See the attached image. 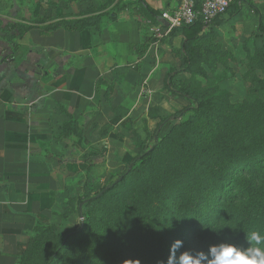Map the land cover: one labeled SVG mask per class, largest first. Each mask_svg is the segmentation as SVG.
Here are the masks:
<instances>
[{"label": "rangeland", "instance_id": "374dc122", "mask_svg": "<svg viewBox=\"0 0 264 264\" xmlns=\"http://www.w3.org/2000/svg\"><path fill=\"white\" fill-rule=\"evenodd\" d=\"M42 1L60 10L67 3L80 2ZM146 1L156 13L167 8L163 0ZM154 1L163 2L162 8H154ZM232 3L241 4L239 13L197 42V62L174 80L177 88L186 89L206 104L208 118L221 130L219 141L207 147L195 146L205 147L204 151L194 150L195 143L183 136L187 120L169 122L161 130L162 142L153 159L130 171L116 189L82 206L83 216L78 201L85 191L94 197L117 181L137 154L151 147L161 120L190 106L165 85L169 68L180 66L182 35L165 34L158 25L150 26L138 0H98L96 6L76 14L58 15L54 11L49 17L34 18L32 22L45 24L58 19L97 17L100 21L123 12L135 19L140 36L145 35L146 43L138 47L145 59L136 64L140 65V76H136L140 87L137 90L134 86V78L124 86L125 94L111 104L114 124L98 127L101 133L93 143L95 150L82 158L87 171L79 175L81 188H75L76 196L71 191L70 199L48 224L33 231L32 248L19 255L17 264H44L58 236L77 229L84 218L94 225L99 219L110 222L112 228L106 231L110 245L81 259V249L91 245L85 233L78 234L54 264H161L177 239L183 241L180 251H206L223 239L239 244L252 232L264 236V220L253 222V213L244 202L219 198L223 180L228 174H237L264 204V174L256 177L252 166L248 173L241 172L246 165H253L254 159H264V140L254 133L264 119V39L256 35V16L248 6L260 13L264 26V0ZM125 76L123 70L121 83Z\"/></svg>", "mask_w": 264, "mask_h": 264}, {"label": "crops", "instance_id": "0c3cea01", "mask_svg": "<svg viewBox=\"0 0 264 264\" xmlns=\"http://www.w3.org/2000/svg\"><path fill=\"white\" fill-rule=\"evenodd\" d=\"M163 1L166 9L177 3ZM97 4L80 0L60 10L42 0H0V264H17L35 226L48 224L72 190L76 196L87 171L82 158L95 150L98 127L114 124L111 104L131 78L140 87L136 64L145 57L138 47L146 42L135 19L121 12L49 35L32 22ZM153 5L161 9L163 2ZM123 70L125 81H113Z\"/></svg>", "mask_w": 264, "mask_h": 264}, {"label": "trees", "instance_id": "16d2710c", "mask_svg": "<svg viewBox=\"0 0 264 264\" xmlns=\"http://www.w3.org/2000/svg\"><path fill=\"white\" fill-rule=\"evenodd\" d=\"M111 1V0H108ZM138 4L144 11V15L146 20L148 21L150 26L158 25L160 27H165V24L160 20V14L156 13L152 9H150L144 2V0H138ZM250 8L254 11L256 16V35L258 38L264 39V26L262 23L260 13L248 4ZM241 9L240 3H232L224 16L216 18L209 26H204L201 22H195L194 24L186 27H182L177 30H173L172 32H180L182 35L181 45H180V66L179 67H170L169 71L165 76V85L168 91L173 93L176 96H179L190 103L189 107H185L182 110L175 112L174 114L168 116L161 120V122L157 125L156 129L152 135V145L148 150L140 151L137 156L133 159L132 163L129 167L121 174V180L114 184L111 183L108 188H103L99 192H97L94 197H89L88 191L86 190L83 198L78 201V206L80 207L79 214L83 216L81 212V207L86 206L87 203L93 199L103 197L105 193L110 192L113 189H116L118 184L123 181L124 177L128 175L130 171H133L138 165L142 164L146 161H151L158 151V146L162 142L161 139V130L171 121L177 122L181 120H187L188 130L184 133L183 136H187L188 141L193 145V148H196L198 145L200 146H210L213 142H218L221 137V130H219L218 126L213 123L212 119H209L207 116V106L204 102L198 100L194 97L189 91L182 88H177L174 85V80L177 75L183 72H188L191 67L197 62L199 55L197 52L196 44L198 41L204 39L209 33H211L212 28L219 27L233 18L235 15L239 13ZM97 17L95 19H75V20H66V19H58L56 21H52L44 24L41 20L34 21L33 24L38 26L41 35H49L57 30H66V31H78L83 28H87L93 26L94 23H97ZM91 20H93L91 22ZM13 28H17L19 32L24 28V30H30V26H20L13 25ZM21 34V33H20ZM119 71L114 72V76L112 78L113 81L120 82L121 78L118 77ZM118 78V79H117ZM103 84V81L99 79L98 86ZM104 98H108V91L104 93ZM76 132V133H75ZM72 134H77V131H71ZM261 139L264 140V119L259 122L256 126V132ZM196 146V147H195ZM196 148L194 150L204 151L206 148ZM253 165H246L245 168L241 170V172L248 173L249 170L254 167V175L256 177H260L264 174V159H254ZM252 166V167H251ZM114 184V185H113ZM113 185V186H112ZM105 190V191H104ZM104 191V192H102ZM102 193L99 197L98 195ZM220 199H223L230 203L244 202L248 208H250L253 213V222L264 220V204L255 196L252 195L250 189L245 185V183L241 180V178L235 174H228L226 178L223 180L222 185L220 187ZM109 221H104L103 219H99L98 223L94 225V223L90 222L86 218H84L83 222L80 226L71 231L70 233L61 236H58V243L56 246L52 247L48 252V257L44 264H54L56 257L62 252L67 251L70 248V244L74 240V238L78 234L85 233L86 238L89 240V244L94 247L88 246L86 248H82L79 255L81 259H85L86 255H90L94 250H98L102 247H107L110 245V241L108 240L107 229L112 228ZM92 224L94 226H92ZM108 226V228H107ZM43 226L36 225L34 230H37ZM33 230V231H34ZM51 231L52 229H48ZM249 236L244 238L239 244L247 246L246 241L249 240ZM241 240V238H240ZM238 244V245H239ZM253 244V241L251 242ZM31 247V238L28 240L24 251L20 256L27 254Z\"/></svg>", "mask_w": 264, "mask_h": 264}, {"label": "clouds", "instance_id": "9594fccd", "mask_svg": "<svg viewBox=\"0 0 264 264\" xmlns=\"http://www.w3.org/2000/svg\"><path fill=\"white\" fill-rule=\"evenodd\" d=\"M252 241L255 246H252ZM246 244L245 247L223 239L219 243L210 244L206 251H180L183 241L177 239L170 246L166 262L161 264H264V236L252 232Z\"/></svg>", "mask_w": 264, "mask_h": 264}, {"label": "built area", "instance_id": "2783aa9c", "mask_svg": "<svg viewBox=\"0 0 264 264\" xmlns=\"http://www.w3.org/2000/svg\"><path fill=\"white\" fill-rule=\"evenodd\" d=\"M232 0H177L176 5L163 10L160 20L165 24V34L201 22L209 26L216 18L224 16Z\"/></svg>", "mask_w": 264, "mask_h": 264}, {"label": "water", "instance_id": "95a60500", "mask_svg": "<svg viewBox=\"0 0 264 264\" xmlns=\"http://www.w3.org/2000/svg\"><path fill=\"white\" fill-rule=\"evenodd\" d=\"M130 168H131V167H129V169H130ZM120 180H121V178H119L117 181H115L114 184H117ZM114 184H113V185H114ZM113 185H112V186H113ZM104 191H105V190H104ZM104 191H102V192H104ZM101 194H102V193H100V194L98 195V197H99ZM79 209H80V207H79Z\"/></svg>", "mask_w": 264, "mask_h": 264}]
</instances>
